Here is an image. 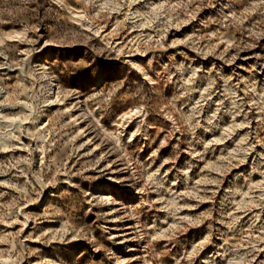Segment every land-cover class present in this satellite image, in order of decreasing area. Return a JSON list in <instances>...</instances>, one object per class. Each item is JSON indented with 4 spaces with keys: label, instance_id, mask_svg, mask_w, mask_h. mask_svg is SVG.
<instances>
[{
    "label": "rangeland",
    "instance_id": "374dc122",
    "mask_svg": "<svg viewBox=\"0 0 264 264\" xmlns=\"http://www.w3.org/2000/svg\"><path fill=\"white\" fill-rule=\"evenodd\" d=\"M0 264H264V0H0Z\"/></svg>",
    "mask_w": 264,
    "mask_h": 264
},
{
    "label": "bare ground",
    "instance_id": "6f19581e",
    "mask_svg": "<svg viewBox=\"0 0 264 264\" xmlns=\"http://www.w3.org/2000/svg\"><path fill=\"white\" fill-rule=\"evenodd\" d=\"M52 94H53V96H55V99L52 102H50V104H54L58 101V88H54Z\"/></svg>",
    "mask_w": 264,
    "mask_h": 264
}]
</instances>
